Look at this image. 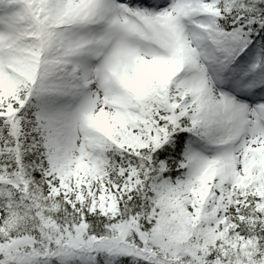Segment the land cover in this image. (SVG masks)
Listing matches in <instances>:
<instances>
[{"label":"snow or ice","instance_id":"obj_1","mask_svg":"<svg viewBox=\"0 0 264 264\" xmlns=\"http://www.w3.org/2000/svg\"><path fill=\"white\" fill-rule=\"evenodd\" d=\"M0 264H264V0H0Z\"/></svg>","mask_w":264,"mask_h":264}]
</instances>
